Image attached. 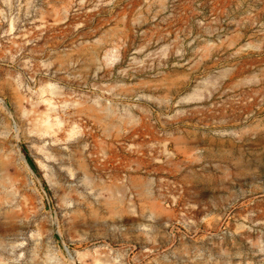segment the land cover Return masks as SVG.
Here are the masks:
<instances>
[{
	"label": "rangeland",
	"instance_id": "374dc122",
	"mask_svg": "<svg viewBox=\"0 0 264 264\" xmlns=\"http://www.w3.org/2000/svg\"><path fill=\"white\" fill-rule=\"evenodd\" d=\"M0 264H264V0H0Z\"/></svg>",
	"mask_w": 264,
	"mask_h": 264
},
{
	"label": "trees",
	"instance_id": "16d2710c",
	"mask_svg": "<svg viewBox=\"0 0 264 264\" xmlns=\"http://www.w3.org/2000/svg\"><path fill=\"white\" fill-rule=\"evenodd\" d=\"M23 149H24V151H26L25 148H23ZM27 159H28V161H29L31 167H32L35 171L38 172L39 170H38V167H37L36 163L32 160V158L29 156L28 153H27Z\"/></svg>",
	"mask_w": 264,
	"mask_h": 264
}]
</instances>
